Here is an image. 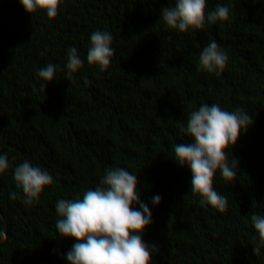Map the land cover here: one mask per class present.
<instances>
[{
    "label": "trees",
    "instance_id": "16d2710c",
    "mask_svg": "<svg viewBox=\"0 0 264 264\" xmlns=\"http://www.w3.org/2000/svg\"><path fill=\"white\" fill-rule=\"evenodd\" d=\"M175 4L61 0L49 19L26 12L20 0H0V155L8 158L0 173V264H69L76 241L59 236L56 204L82 198L114 168L138 177L151 211L142 234L155 249L151 264H264V247L253 252L250 219L264 216V0H206L204 27L187 32L161 19ZM218 5L230 9L229 19L211 23L207 14ZM96 31L113 37L104 71L87 62ZM213 40L228 55L219 75L199 66ZM73 47L83 66L69 80ZM48 64L57 68L51 82L38 75ZM203 104L243 109L253 120L226 150L229 165L238 162L235 178L217 170L213 179L227 198L224 212L191 193V170L174 151L193 142L181 129ZM25 160L53 178L31 205L14 180Z\"/></svg>",
    "mask_w": 264,
    "mask_h": 264
},
{
    "label": "clouds",
    "instance_id": "9594fccd",
    "mask_svg": "<svg viewBox=\"0 0 264 264\" xmlns=\"http://www.w3.org/2000/svg\"><path fill=\"white\" fill-rule=\"evenodd\" d=\"M26 12L37 10L47 13L54 19L61 0H20ZM230 9L218 5L207 14L211 23L227 21ZM161 19L170 29L187 32L189 29H201L205 25L206 0H176L175 7L162 9ZM91 46L87 52L89 65H98L101 71L108 68L114 51L111 48L112 35L107 32L92 33ZM228 60L227 53L213 40L202 50L199 66L208 73L219 75ZM83 66L76 48L68 51V79ZM56 66L48 64L40 69L38 75L45 81H53ZM85 85L89 82L85 78ZM43 90V85H41ZM252 117L243 109L222 110L219 104H203L199 110L190 113L187 127L181 131L189 135L193 142L175 146V156L179 166L191 170V193L199 196L201 205H210L219 212L227 207V198L213 188V179L217 170L223 179L232 180L238 162L228 163L226 150L235 145L242 131L252 125ZM8 167L7 156L0 155V173ZM16 186L22 189L26 205L38 200L46 186L53 183L52 176L25 160L15 168ZM138 177L122 168L107 170L100 185L94 190L83 193L82 198L61 199L56 204L60 219L56 222L59 236L70 237L76 241L67 253L69 264H151L152 252L142 239L144 229L151 223V211L141 202L137 191ZM16 193L12 199H16ZM161 197L154 196L152 203L158 205ZM139 204V210L133 208ZM252 226L258 233V242L253 248L259 255L264 247V216L252 213ZM6 234L0 233V236ZM252 239L257 241V237Z\"/></svg>",
    "mask_w": 264,
    "mask_h": 264
}]
</instances>
